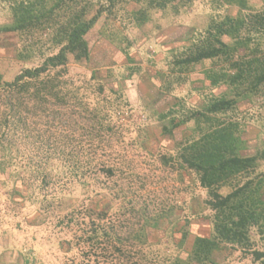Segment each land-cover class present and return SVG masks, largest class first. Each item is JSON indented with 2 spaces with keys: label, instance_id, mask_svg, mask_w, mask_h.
Here are the masks:
<instances>
[{
  "label": "rangeland",
  "instance_id": "obj_1",
  "mask_svg": "<svg viewBox=\"0 0 264 264\" xmlns=\"http://www.w3.org/2000/svg\"><path fill=\"white\" fill-rule=\"evenodd\" d=\"M13 1L0 0L4 80L57 50V30L49 23L30 32L2 30L12 23ZM92 1L96 9L106 6L105 0ZM246 1L243 12L264 9V0ZM240 10L229 0H120L101 15L86 35L89 59L69 55L67 63L80 99L100 107L101 115L76 103L51 105L49 114L30 107L5 128L12 144L0 148V161L9 159L0 170V264L82 262L83 239L93 222L124 239L122 250L115 240L103 242L97 264L188 260L195 237L211 235L213 210L196 173L173 161L178 142L199 136L194 120L181 123L183 114L240 92L235 109L219 117L240 123L244 154L264 150V84L257 93L246 95V86L234 92L205 74L227 70L225 62L180 67L174 61L206 35L214 18ZM250 27V36L263 41L264 55V35ZM93 75L97 79L91 81ZM98 82L103 93L97 92ZM4 105L0 98V120ZM259 171L264 172V160ZM145 225L147 243L132 241L134 229ZM251 235L254 247L263 249L256 227ZM104 253L111 254L108 260ZM212 260L263 264L231 243L222 244Z\"/></svg>",
  "mask_w": 264,
  "mask_h": 264
},
{
  "label": "trees",
  "instance_id": "obj_2",
  "mask_svg": "<svg viewBox=\"0 0 264 264\" xmlns=\"http://www.w3.org/2000/svg\"><path fill=\"white\" fill-rule=\"evenodd\" d=\"M105 1L106 6L97 9L92 0H15L11 3L12 23L3 26L2 30L30 32L37 25L49 23L57 30L58 39L55 42L57 50L45 57L41 64L22 69L11 80H4L0 72V98L5 102L0 120V148L12 144L5 128L23 110L36 108L49 114L51 105L76 103L87 113L101 115L100 107L90 106L80 99L79 87L67 76V63L69 55L76 60L89 59L87 33L101 15L105 11L111 12L120 0ZM229 2L241 6L240 13L225 15L218 20L214 18L206 35L187 47L174 63L182 67L218 59L228 68L221 72L206 71V77L211 78L213 84L225 81L233 86L234 92L246 86V95L257 93L264 84L263 41L252 38L249 32L252 26L264 35V9L243 12L248 6L246 0ZM225 37L230 41L224 40ZM17 56L22 58L21 51ZM90 79L97 78L93 75ZM99 91L104 92L101 82H98ZM239 93L234 96L238 97ZM234 96L223 95L213 99L203 110L189 109L183 114L181 123L194 120L199 136L178 142L176 157H170V160L194 171L200 184L207 189L206 203L213 210V228L211 235L195 237L187 261L175 260L171 264H210L213 253L224 243L240 247L264 264V248H255L251 235V229L256 227L264 237V172L259 171L264 150L244 154L242 151L246 146L240 123L219 117L235 109L238 100ZM97 121L102 124L100 119ZM8 160L5 157V162L0 161V170L6 169ZM111 170L107 169L108 172ZM133 232V238L129 237L132 241L138 239L147 243L146 225ZM186 236L184 232L183 238ZM114 240L120 244L117 249L122 250L124 239L121 235L108 231L103 225L95 226L93 222L82 243L84 259L77 264H97V250L103 249V242ZM109 256L110 253L103 255L107 260Z\"/></svg>",
  "mask_w": 264,
  "mask_h": 264
}]
</instances>
